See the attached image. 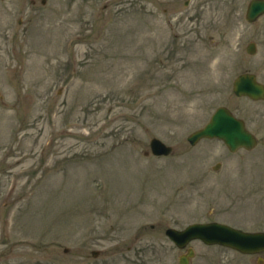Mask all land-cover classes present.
Masks as SVG:
<instances>
[{
  "label": "rangeland",
  "instance_id": "374dc122",
  "mask_svg": "<svg viewBox=\"0 0 264 264\" xmlns=\"http://www.w3.org/2000/svg\"><path fill=\"white\" fill-rule=\"evenodd\" d=\"M248 1L0 0V264H179L168 227L264 230V100L231 89L264 83ZM220 105L255 148L189 144ZM189 245L190 264H264Z\"/></svg>",
  "mask_w": 264,
  "mask_h": 264
},
{
  "label": "water",
  "instance_id": "95a60500",
  "mask_svg": "<svg viewBox=\"0 0 264 264\" xmlns=\"http://www.w3.org/2000/svg\"><path fill=\"white\" fill-rule=\"evenodd\" d=\"M264 12V0H251L246 11V18L253 21ZM254 45L248 46L253 52ZM233 91L236 95H247L253 99L264 97V86L257 82L254 74H239L233 82ZM202 137H217L223 139L232 151L239 147L247 149L255 145V137L247 131L242 120L235 118L223 106L218 107L212 114L209 122L201 129L194 131L188 140L194 143ZM150 148L154 154H167L171 148L157 138H152ZM166 234L178 246L184 247L190 240L199 238L205 243H219L233 247L241 252L255 253L264 250V232H245L230 226L211 222L190 224L182 230L167 229ZM92 254L95 256L96 252ZM193 255L191 248L179 257L180 264H188Z\"/></svg>",
  "mask_w": 264,
  "mask_h": 264
}]
</instances>
